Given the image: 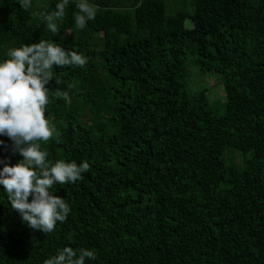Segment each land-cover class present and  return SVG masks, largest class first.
Instances as JSON below:
<instances>
[{"label": "trees", "instance_id": "obj_1", "mask_svg": "<svg viewBox=\"0 0 264 264\" xmlns=\"http://www.w3.org/2000/svg\"><path fill=\"white\" fill-rule=\"evenodd\" d=\"M59 2L0 0V63L40 40L87 58L53 66L45 117L59 140L40 147L90 171L50 189L71 207L50 234L0 185V264H44L66 246L95 251L86 264H264V0H90L83 30L70 0L54 36L40 14ZM189 55L221 76V114L186 89ZM0 141V160L23 159ZM227 150L250 156L227 162Z\"/></svg>", "mask_w": 264, "mask_h": 264}, {"label": "clouds", "instance_id": "obj_2", "mask_svg": "<svg viewBox=\"0 0 264 264\" xmlns=\"http://www.w3.org/2000/svg\"><path fill=\"white\" fill-rule=\"evenodd\" d=\"M69 3L70 0H60L55 11L40 14L42 24L54 36L60 32L58 21L64 19ZM19 4L28 10L32 0H20ZM76 9L74 21L79 30L94 20L99 10L90 0H76ZM7 55L10 59L0 63V135L10 138L12 152L19 153L23 159L14 166L0 160L4 164L0 170V185L23 223L33 230L50 234L57 222L66 221L71 211L70 205L50 189L82 179V174L90 171V164L87 161L77 164L75 161L52 163L46 160L47 153L41 150L40 142L59 140V133L45 117L50 90L47 85L54 79V65L83 67L87 58L75 51H66L53 40L10 48ZM56 83L59 85L60 81L57 79ZM2 144L4 141H0ZM29 196H32L31 202ZM96 258L93 250L81 248L77 252L66 246L44 264H86Z\"/></svg>", "mask_w": 264, "mask_h": 264}, {"label": "rangeland", "instance_id": "obj_3", "mask_svg": "<svg viewBox=\"0 0 264 264\" xmlns=\"http://www.w3.org/2000/svg\"><path fill=\"white\" fill-rule=\"evenodd\" d=\"M185 27L191 28L192 22L190 19L185 20ZM189 55L188 76L185 80L186 89L189 93H194L200 89H205L210 97L212 109L214 112L221 114L224 108L225 94L222 86V78L215 72H201L199 68L191 63ZM225 158L227 162L239 164L244 157L250 156V153L242 154L237 150H227Z\"/></svg>", "mask_w": 264, "mask_h": 264}]
</instances>
